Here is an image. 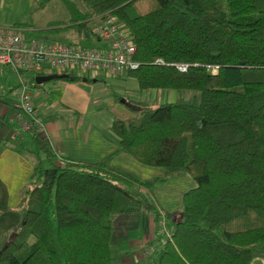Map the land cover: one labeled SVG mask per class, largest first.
<instances>
[{"label":"trees","instance_id":"16d2710c","mask_svg":"<svg viewBox=\"0 0 264 264\" xmlns=\"http://www.w3.org/2000/svg\"><path fill=\"white\" fill-rule=\"evenodd\" d=\"M52 1L35 0L36 9ZM58 1L69 14L67 29L80 35H89L88 23L99 16L121 24L138 64L124 77L139 91L174 92L175 102H125L132 117L110 126L116 150L92 165L51 163L44 139L49 161L41 160L31 136L37 152L30 184L16 207L18 225L0 235V264H112L117 217L147 213L155 228L160 217L137 188L149 192L179 172L195 187L182 195L179 213L162 214L170 240L158 236L153 257L145 258L264 263V0ZM65 75L58 81L82 79ZM21 85L38 87L31 76ZM115 154L164 177L137 184L108 166Z\"/></svg>","mask_w":264,"mask_h":264},{"label":"crops","instance_id":"0c3cea01","mask_svg":"<svg viewBox=\"0 0 264 264\" xmlns=\"http://www.w3.org/2000/svg\"><path fill=\"white\" fill-rule=\"evenodd\" d=\"M35 4V0H0V29H13L24 41L25 36L41 39L30 42H46L63 30L53 28L52 22L47 23L45 27L36 28L27 23V19L31 18L30 13L42 10L46 5L36 9ZM88 36L85 35L86 38ZM95 41L99 42L96 38ZM8 72L12 73L8 69H0L2 95L0 104L11 107L15 97L8 103L5 100L17 91L18 84L10 80L11 86H8L6 80ZM74 76L85 79V82H82V79L77 82L55 80L48 82L49 85L45 83L29 89L32 103L43 124V133L35 136L38 140L36 145L43 150V138L49 144V153L43 150L37 157L44 161L50 159L53 164L64 161L92 165L104 160L117 148V140L110 133L112 122L129 119L130 112L125 102L147 103L146 101L157 98L160 105L172 103L170 101L174 99L175 93L171 91H139L136 84L126 79L124 75L111 76L87 72ZM1 88H4V92L9 88L6 92L7 97ZM130 93L136 97L132 98L133 101L128 100ZM120 99L121 102H118ZM11 115H0V235L9 233L19 223L16 207L30 184V175L36 159L32 152H37L31 137L34 134H26V137L24 135L18 142L10 139V130L13 127L9 123ZM129 116L132 117L131 114ZM27 137L30 139L25 143ZM43 153H46L49 159L45 154L44 158L41 157L40 154ZM108 166L112 170L127 173L137 184L164 177L162 170L142 166L125 154L113 155ZM175 174L177 175L175 178L171 177V182L174 181L177 189L168 193L165 198H160V205L147 190L137 188L151 199L156 210L166 218L167 215L176 214L174 206H180L182 195L195 187L187 174L183 172ZM168 179L166 176L164 184ZM167 220L170 223V220ZM157 239L152 215L142 213L117 217L113 221L109 243L112 264H153L150 259L143 256L142 250L147 245L158 247ZM250 264L264 263L260 259H254Z\"/></svg>","mask_w":264,"mask_h":264},{"label":"built area","instance_id":"2783aa9c","mask_svg":"<svg viewBox=\"0 0 264 264\" xmlns=\"http://www.w3.org/2000/svg\"><path fill=\"white\" fill-rule=\"evenodd\" d=\"M95 19L92 34L98 41L105 42L102 50H86L55 41L26 42L13 29H0V69L31 77L40 76V73L74 75L87 72L117 76L136 70L138 64L132 61L134 45L126 29L107 15ZM155 64L162 62L157 60ZM177 69L180 72L184 70L181 66H177ZM18 83L20 87L12 105L14 113L9 119L13 125L10 139L14 141H21L29 133L39 136L43 133V124L36 113L29 89L21 85V80ZM156 231L162 240H170L171 229L161 213L156 222ZM154 251L153 245H147L142 254L153 257Z\"/></svg>","mask_w":264,"mask_h":264},{"label":"rangeland","instance_id":"374dc122","mask_svg":"<svg viewBox=\"0 0 264 264\" xmlns=\"http://www.w3.org/2000/svg\"><path fill=\"white\" fill-rule=\"evenodd\" d=\"M34 7V6H33ZM31 18L27 19V23H29L33 28L36 27H45L47 23L52 22L53 28H56L57 30H62L64 28V30L58 32L57 34L53 35L51 39H48V41H55L58 42L60 44H64V45H75L78 46L80 48L86 49V50H102L103 48H105V42L104 41H99L96 42L95 41V37L92 34V29L96 24V19H92L89 23H88V28H89V36L86 38L85 35H78L77 32L73 29H70L67 27L69 26V14L67 13L64 5L58 1V0H54L48 4H46L42 10H39L37 12L34 13H30ZM64 27V28H63ZM62 28V29H61ZM31 36V35H30ZM45 37V36H43ZM26 42H30L31 40H41V39H37V38H33V37H24ZM47 38V37H45ZM47 42V41H46ZM29 78L28 75L24 74L20 77V79H18L16 76H14L12 73L8 72V75L6 77L7 80V84L8 86H11L9 81L12 80L13 83H17L19 82V80L22 81H26ZM47 85H49V83H47ZM3 89V90H2ZM6 92L9 90V88L5 89ZM1 91L5 94V97L8 96V94L6 92H4V88H1ZM17 94V91L15 93H12L9 98V96L7 97V100H5L7 103L11 100L12 97H15ZM174 99L170 102H175V94H173ZM130 96L128 98V100H132V98H136L134 97V95H132V93H130ZM4 97V98H5ZM122 99H120L118 102H121ZM149 105H159V100L156 98L155 100H151V101H146ZM14 103V102H13ZM12 103V105H13ZM12 107V106H11ZM9 107L8 105H4V104H0V115L2 114H8L9 116L11 114L14 113L13 109ZM130 115V114H129ZM128 115V118L130 119V116ZM26 137V135H25ZM27 140H25V143H28V140L30 139L29 137L26 138ZM24 145V144H22ZM41 157L44 158V154H40ZM177 174H172L171 176L168 175L167 178H169L167 180V182L164 184H154V186H152L149 189V194L153 195L155 201L158 202V204L160 205V198H165V196L168 193H172L174 192L177 187L174 186V181L171 182V177L175 178ZM174 208H176V213L180 212V206L176 205L174 206ZM163 209V208H162ZM164 211V209H163Z\"/></svg>","mask_w":264,"mask_h":264},{"label":"water","instance_id":"95a60500","mask_svg":"<svg viewBox=\"0 0 264 264\" xmlns=\"http://www.w3.org/2000/svg\"><path fill=\"white\" fill-rule=\"evenodd\" d=\"M65 77L66 75H56V74H50L46 76H35L34 83L35 85L40 86L42 84L48 83L53 80H61ZM82 82H85V79H82Z\"/></svg>","mask_w":264,"mask_h":264}]
</instances>
